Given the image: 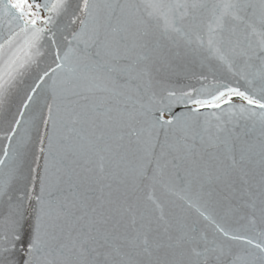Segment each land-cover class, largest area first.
Here are the masks:
<instances>
[{
  "label": "snow or ice",
  "instance_id": "obj_1",
  "mask_svg": "<svg viewBox=\"0 0 264 264\" xmlns=\"http://www.w3.org/2000/svg\"><path fill=\"white\" fill-rule=\"evenodd\" d=\"M0 264H264V0H0Z\"/></svg>",
  "mask_w": 264,
  "mask_h": 264
}]
</instances>
